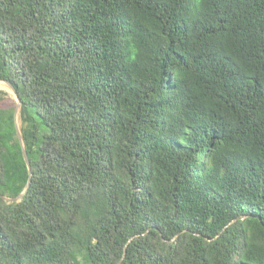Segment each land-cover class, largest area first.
<instances>
[{"label": "trees", "instance_id": "16d2710c", "mask_svg": "<svg viewBox=\"0 0 264 264\" xmlns=\"http://www.w3.org/2000/svg\"><path fill=\"white\" fill-rule=\"evenodd\" d=\"M0 80V264H264V0H0Z\"/></svg>", "mask_w": 264, "mask_h": 264}, {"label": "water", "instance_id": "95a60500", "mask_svg": "<svg viewBox=\"0 0 264 264\" xmlns=\"http://www.w3.org/2000/svg\"><path fill=\"white\" fill-rule=\"evenodd\" d=\"M1 81H3L4 83H6L8 85V87L11 89V91L13 92V94L15 96V99H16V104H15V108H14L15 128H16V133H17V137H18L19 143L21 145L23 158L25 160L26 167L28 169V181H27L24 189L19 194H17L16 196L10 198L11 201H18L21 198V196L23 195V193L26 191L27 187H28V183H29L30 178H31V171H30V164H29V161H28L27 153H26V150H25V147H24V144H23V139H22L21 129H20L21 128L20 127V123L17 122V116H19L20 98H19L16 90L14 89V87L12 86L11 83H9L8 81H5V80H1Z\"/></svg>", "mask_w": 264, "mask_h": 264}, {"label": "rangeland", "instance_id": "374dc122", "mask_svg": "<svg viewBox=\"0 0 264 264\" xmlns=\"http://www.w3.org/2000/svg\"><path fill=\"white\" fill-rule=\"evenodd\" d=\"M6 83L0 80V106H14L16 104V99ZM17 122L20 123L19 116H17Z\"/></svg>", "mask_w": 264, "mask_h": 264}, {"label": "bare ground", "instance_id": "6f19581e", "mask_svg": "<svg viewBox=\"0 0 264 264\" xmlns=\"http://www.w3.org/2000/svg\"><path fill=\"white\" fill-rule=\"evenodd\" d=\"M10 90V89H9Z\"/></svg>", "mask_w": 264, "mask_h": 264}]
</instances>
